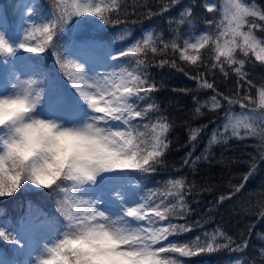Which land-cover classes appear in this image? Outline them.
<instances>
[{
  "label": "trees",
  "instance_id": "1",
  "mask_svg": "<svg viewBox=\"0 0 264 264\" xmlns=\"http://www.w3.org/2000/svg\"><path fill=\"white\" fill-rule=\"evenodd\" d=\"M23 1L0 0L11 29L19 22ZM58 2H34L38 9H33L35 15L44 18L52 10L53 19V12L59 15L55 8ZM65 2L67 11L73 14L54 37L55 48L61 55L74 33L76 40H93L110 47L114 56L126 49L129 55L114 61L113 70L131 71L146 79L144 87L155 85L151 92L140 93L143 100L135 95L131 98L130 103L146 112L144 118L133 123L141 128L145 124L168 125L161 137L167 147L162 149L154 171L143 176L130 172V176L135 178L142 199L148 198L150 215L155 205H160L161 210L175 206V214L159 219L157 224L176 226L165 242L196 251L195 255L183 258L185 264H264V106L260 103L264 61L251 50L245 55L238 48L235 59L243 61L238 73L239 63L222 64L215 59L211 43L199 50L195 64L181 55L186 41L195 43L203 35L220 34L227 23L225 0H93L109 23H104L100 16H92V10L77 16L75 0ZM244 3L264 14V0ZM206 4L213 11H208ZM189 6L191 11L186 12ZM106 8L111 10L104 11ZM250 20L257 27L249 25L246 30L252 32L258 43H264V21L259 15ZM147 34L153 36L157 51L146 48L133 55L131 48ZM53 51L49 49L50 53ZM193 51L189 48L187 54L192 55ZM26 55L23 49L17 50L20 60H25ZM141 60L143 63H138ZM0 61V69L5 68L7 62ZM239 120H246L252 127L240 128L239 135H234L230 125ZM174 184L177 186L173 187ZM51 193L37 189L24 200L17 194L11 199H0V217L4 220L9 215L29 212L30 203L36 201L43 209L53 210L58 226L64 219L50 207ZM26 205L28 208L22 211ZM12 223L17 227V221L12 219ZM206 244L214 250L199 251V246Z\"/></svg>",
  "mask_w": 264,
  "mask_h": 264
},
{
  "label": "clouds",
  "instance_id": "2",
  "mask_svg": "<svg viewBox=\"0 0 264 264\" xmlns=\"http://www.w3.org/2000/svg\"><path fill=\"white\" fill-rule=\"evenodd\" d=\"M94 6L93 0H77L76 15L82 17ZM224 8L226 25L217 37L205 42L213 45L215 59L222 64L234 63L238 48L245 55L251 50L256 57L264 56V47L246 30V26H255L250 17L259 15L264 21V15L249 8L244 0H225ZM196 47L192 55L201 49L199 43ZM18 49L30 52L23 45L14 47L0 33V59L7 62ZM41 84L36 78L23 79L17 74L11 81L12 91L0 95V199L13 197L25 184L53 193L67 184L64 191L80 193L86 186H95L105 174L137 172L143 176L154 171L158 157L163 155L162 138H157L154 126L141 128L133 123L146 115L130 103L139 82L117 84L97 94L74 88L91 115L71 126L38 115L45 98ZM260 103L264 106L261 96ZM113 122L123 127L115 128ZM230 126L234 135H239L240 128L252 127L246 120ZM114 197L123 200L119 192ZM83 199L88 206L62 216L63 231L43 246L34 257L35 264H181L168 255L179 250L161 244L172 229L142 230L126 221L125 217L143 218L141 206L125 207L124 215L113 217L99 209V201ZM175 211V206L159 207L156 215L164 220Z\"/></svg>",
  "mask_w": 264,
  "mask_h": 264
},
{
  "label": "rangeland",
  "instance_id": "3",
  "mask_svg": "<svg viewBox=\"0 0 264 264\" xmlns=\"http://www.w3.org/2000/svg\"><path fill=\"white\" fill-rule=\"evenodd\" d=\"M65 4H67V2H65ZM75 4L77 6V0H75ZM32 10L33 0H26L20 14L22 24L18 23L16 26L17 31H15L14 29L11 30V32L9 33L10 35L8 34V32L4 34V30H7V22L4 13H0V33H3L11 44L14 41V47L19 46L21 43H23L26 33L28 31L30 32L34 26L39 27L48 23V21H42L40 23V17H33L32 14H29V12H32ZM87 11L85 12V15L87 14ZM37 36H39L38 33ZM74 38L75 36L73 34L66 43V60L72 59L82 64L87 75L92 78L98 77L106 72L111 73L114 71V60L112 59V57L114 56L109 48L94 50L91 47H88L85 44L79 42H77L75 45H72L74 44ZM28 43L30 45H35L37 41L33 39L28 41ZM259 45L261 47H264L263 42H259ZM55 50L60 53L59 49L55 48ZM57 59L58 56L50 53L49 50H47V52L43 54L29 53L27 56V60L24 63L15 55L14 58L7 61L5 68L0 69V72L3 75V79L7 84L6 86L0 80V95H7L12 91L11 81L17 74L23 79L36 78L42 81L41 87L45 89V98L42 106L38 110V115L46 119H56L63 121L67 126L83 123L85 119H87L91 115V113L87 105L84 103V101L72 86L71 81L64 74V70L61 69L60 64L57 63ZM31 62L40 63V68H38ZM43 62L46 63V66L41 67V63ZM0 63L2 62L0 61ZM69 71L75 70L69 65ZM116 73H124L126 75L125 72ZM117 79H119V76L117 77ZM121 91H123V89H121ZM113 124H120V122H113ZM118 175L119 172L112 173L111 177L109 176V174L101 176L95 186H86L84 190L79 193V195L85 199L99 201V209L109 214L110 216H121L124 208L128 207L125 206V201L127 200L129 190H134L135 186L130 182V180H132V178H130V172H124L122 175H120L125 177L126 180H129V182L115 181L113 183H110L106 181L108 179L115 178ZM37 189L39 188H36L31 184H25L21 187L19 192H17L18 198L21 197L20 199L24 200L27 196L33 195L37 191ZM116 192H119L122 195L123 200H118L114 197V193ZM51 195L56 198L53 193ZM54 200L52 201V203L50 202L49 205L54 209H58L56 199ZM140 202L141 201L139 200V198H134L131 200L130 204L135 207ZM36 208L38 209L39 205H36ZM127 219L132 222L133 225L138 224L142 227H149L146 220L136 221L131 217H128ZM49 220V214L47 219L46 214L41 211H32V213L24 219V238L26 243L23 244V247L26 250V257L24 258V262H22L21 264H35L34 257L41 252L43 246L45 244H51L53 239L59 236V225L54 227V225L50 223ZM154 220L157 221V219ZM6 224L10 225V220H7ZM159 226H161V224H159ZM13 232L14 229L12 227H9L6 231L9 236V240H5L4 238H0V240L4 241L6 244L8 243L7 245L11 249L22 251V247L19 246L18 243L19 236H14V242H12L11 235L13 234ZM164 241H162L161 244L163 246H169V244H166ZM168 255L174 260L181 261V264H185L183 258L186 259V256H182L179 252L169 253ZM0 264H9L6 261V258L1 253Z\"/></svg>",
  "mask_w": 264,
  "mask_h": 264
},
{
  "label": "snow or ice",
  "instance_id": "4",
  "mask_svg": "<svg viewBox=\"0 0 264 264\" xmlns=\"http://www.w3.org/2000/svg\"><path fill=\"white\" fill-rule=\"evenodd\" d=\"M116 5L113 4L112 8H114ZM206 7H208V11H213V7L211 5L206 4ZM55 8L59 9V15L55 16V13L53 12V19L44 25H41L39 27H33L32 30L26 33L24 37L23 43L20 45H23L24 47L30 49V52L28 53H39L43 54L45 53L46 50L53 49V54L58 56L57 63L60 64L61 69L64 70V74L68 77V79L72 82L73 87L77 89V91H81L84 94H97L98 92L104 91L107 88H111L114 85L117 84H128L130 82L135 83L139 82L140 86L136 89H134L135 96H137L140 100H143L144 97L140 96L141 92L148 93L153 90L155 85H151L149 87H144V85L147 83L146 79H141L140 76L134 75L133 72L128 71L126 75L124 73L117 74L116 72H106L101 74L98 77L92 78L85 73L83 65L80 64L79 62L68 59L66 60L65 57H63L58 51L55 50V41L54 37H57L58 34L63 30L64 25L67 23V18H69L73 13H69L67 11V7L65 5V0H59L58 3L55 4ZM88 10L91 11L92 16H100V18L104 21V23H109V19L106 15L102 14L101 8L99 4L95 3V6L93 8H90ZM110 8L104 9V11H110ZM191 11V6H189L186 9V12ZM31 14V12H29ZM79 14L78 8H76V12L74 13ZM264 15V14H261ZM55 16V18H54ZM59 22V31L57 30V24ZM254 23V22H253ZM254 27H257V25L254 23ZM37 33L39 36H37ZM123 35V34H122ZM217 36H213L211 34H206L201 36L195 43H191L186 41L184 45V52L181 53L182 58L185 60H190L193 64L196 63L197 59L199 58L198 55H188V49L191 48L194 51L197 50V43H199V47L203 48L205 46V42L208 40L215 38ZM42 38V39H41ZM122 38V36H121ZM35 39L37 43L35 45H30L28 41ZM155 41L153 40V36L151 34H147L146 38H142L141 41H138L132 48H131V53L135 55L136 53H139L143 51L146 48H151V51L156 52L157 49L154 46ZM168 45H165L167 47ZM173 48H176V44H172ZM255 47V45H253ZM129 55V50H124L121 52L119 55L112 57L114 61H117L120 59L122 56ZM257 59L264 61V56H259ZM138 63H143V61H139ZM234 63H239L240 68H237L236 71L240 73L241 68L243 67V61H235ZM69 65L75 70V71H69ZM223 70V69H221ZM119 76V79L117 77ZM206 87L211 88V84H206ZM262 101H264V91L261 92L260 94ZM137 111H141L136 107ZM147 125V124H145ZM115 128H121L123 125L120 124H113L112 125ZM149 126V125H148ZM155 129L157 130V138L161 139L163 136V133L167 130L168 125L166 124H157L153 125ZM167 147V145L164 143V141L161 139L160 143V149L162 151L163 148ZM179 182H177L178 184ZM177 184H174L173 187H176ZM69 186L67 184H62L53 194L56 197V203H57V208L59 209V212L61 216L65 215L66 213H79L80 211H83L88 205L87 202L84 201V199L79 195V193L75 192H68L64 191V189H67ZM63 194V195H60ZM139 207V211L141 213V216L143 218L137 219L133 218L136 221H143L147 220L149 227H142L140 225H133L132 222H130L127 218L125 217L126 221L130 224L133 225L137 228H140L142 230H147V229H162L165 227H157V221L153 219V215L159 219V217L156 215L160 205H155L153 209V215H149L147 209H148V198H144L143 202H140L137 204ZM135 206V207H137ZM129 209L133 208V206L128 207ZM122 215H124V210ZM121 215V216H122ZM168 228L172 229L173 231L176 230V226L169 224ZM0 238H4L5 240H9V236L6 233L5 230H0ZM213 240H215V237H212ZM12 242H14L13 237H12ZM171 246L176 247L179 250V253L182 256H191L195 255L196 251L195 250H189L186 246L184 247H178L177 245L173 244L170 242ZM213 247L211 244H206V245H201L199 246V251L204 252H211L213 251Z\"/></svg>",
  "mask_w": 264,
  "mask_h": 264
}]
</instances>
